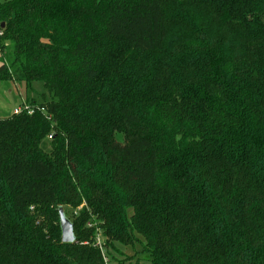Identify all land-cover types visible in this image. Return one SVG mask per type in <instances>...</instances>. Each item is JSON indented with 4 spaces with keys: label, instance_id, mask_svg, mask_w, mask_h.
Here are the masks:
<instances>
[{
    "label": "trees",
    "instance_id": "1",
    "mask_svg": "<svg viewBox=\"0 0 264 264\" xmlns=\"http://www.w3.org/2000/svg\"><path fill=\"white\" fill-rule=\"evenodd\" d=\"M0 63V264H264V0H0Z\"/></svg>",
    "mask_w": 264,
    "mask_h": 264
},
{
    "label": "rangeland",
    "instance_id": "2",
    "mask_svg": "<svg viewBox=\"0 0 264 264\" xmlns=\"http://www.w3.org/2000/svg\"><path fill=\"white\" fill-rule=\"evenodd\" d=\"M8 84L9 83H7V82H0V88L2 87V90L0 91V106H3V109H4V114H0V119H4V118L9 117L13 113V111L17 105L20 107V105H22L21 100L25 96L28 99L36 100V102L41 101V93L44 91L42 89V86L39 83H34L31 86V90H29V91H26V89L23 88L24 84H20V87H18L19 95L17 93L14 94V91L12 93H9L8 90H6V88H9ZM10 88L12 89V87H10ZM28 99H26V100H28ZM26 100H25V102H26ZM18 103H20V104H18ZM4 115H9V116H4ZM67 216H69V214H66L65 217L70 221V218H68ZM117 249L119 250L121 255L112 253L113 257L115 258L116 261L114 260V262L112 261L109 263V260L107 258V260H108L107 264H118V262H124V264H136V259L131 258L129 260H126V258L134 256L136 251L137 252L139 251L138 246L135 249H131V248H124V247L117 245ZM140 256L141 255H139V257ZM141 264H145V262L141 261Z\"/></svg>",
    "mask_w": 264,
    "mask_h": 264
},
{
    "label": "water",
    "instance_id": "3",
    "mask_svg": "<svg viewBox=\"0 0 264 264\" xmlns=\"http://www.w3.org/2000/svg\"><path fill=\"white\" fill-rule=\"evenodd\" d=\"M1 27H3V24L1 25ZM57 212L61 230V242L64 244H71L75 242L73 226L71 222L65 217L63 209L61 207L58 208Z\"/></svg>",
    "mask_w": 264,
    "mask_h": 264
},
{
    "label": "built area",
    "instance_id": "4",
    "mask_svg": "<svg viewBox=\"0 0 264 264\" xmlns=\"http://www.w3.org/2000/svg\"><path fill=\"white\" fill-rule=\"evenodd\" d=\"M22 111H25L26 114H28V115H31L32 114V109L29 106H27L26 104H23L19 108L15 109L14 112H13V114L14 115H17V114L21 113ZM94 246L99 249V251L102 254L104 263L107 264L108 260L105 257L104 244H103V241H102L100 232L97 233Z\"/></svg>",
    "mask_w": 264,
    "mask_h": 264
},
{
    "label": "crops",
    "instance_id": "5",
    "mask_svg": "<svg viewBox=\"0 0 264 264\" xmlns=\"http://www.w3.org/2000/svg\"><path fill=\"white\" fill-rule=\"evenodd\" d=\"M0 65H1V63H0ZM7 83H9V84H8V85H9V88H6V90H8L9 93H12V92L14 91V94L17 93V94L19 95L18 87H20V84H21V83L18 84V85H17L16 83H11V82H7ZM7 87H8V86H7ZM10 87H12V89H11ZM23 88H25V87L23 86ZM1 90H2V87L0 88V91H1ZM23 100H24V101H23ZM25 100H26V96H25L24 98H22V100H21L22 103H21V102H20V103H21L22 105L25 104ZM20 103H18V104H20ZM20 106H21V105H20ZM16 108H19V106L17 105ZM16 108H15V109H16ZM15 109H14V110H15ZM2 112H3V113H2ZM13 112H14V111H13ZM0 114H4L3 106H0ZM12 114H13V113H12ZM12 114H11V115H12ZM11 115H10V116H11ZM4 116H9V115H4ZM10 116H9V117H10Z\"/></svg>",
    "mask_w": 264,
    "mask_h": 264
}]
</instances>
